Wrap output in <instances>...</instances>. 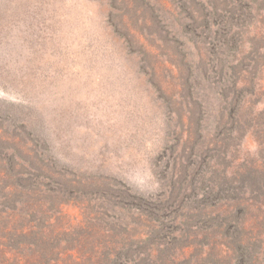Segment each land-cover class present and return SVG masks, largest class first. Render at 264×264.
<instances>
[{
    "label": "rangeland",
    "instance_id": "rangeland-1",
    "mask_svg": "<svg viewBox=\"0 0 264 264\" xmlns=\"http://www.w3.org/2000/svg\"><path fill=\"white\" fill-rule=\"evenodd\" d=\"M0 264H264V0H0Z\"/></svg>",
    "mask_w": 264,
    "mask_h": 264
}]
</instances>
